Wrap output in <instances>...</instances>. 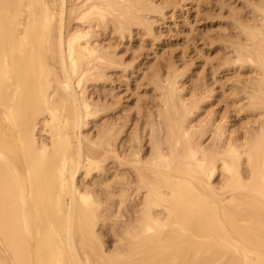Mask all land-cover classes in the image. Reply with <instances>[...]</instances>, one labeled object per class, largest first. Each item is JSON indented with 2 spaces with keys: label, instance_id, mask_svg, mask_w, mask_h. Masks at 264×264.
<instances>
[{
  "label": "bare ground",
  "instance_id": "bare-ground-1",
  "mask_svg": "<svg viewBox=\"0 0 264 264\" xmlns=\"http://www.w3.org/2000/svg\"><path fill=\"white\" fill-rule=\"evenodd\" d=\"M249 1L250 21L229 15L242 41L222 62L255 72L240 91L252 114L242 136H230L226 121L210 124L212 116L199 127L200 114L191 117L210 93L186 99L183 71L169 66L149 80L158 92L145 122L150 149L137 142L118 153L121 126L84 132L109 106L94 104L88 87L118 63L96 29L152 35L149 17L168 4L0 0V264H264V0ZM108 161L135 178L115 166L105 174ZM132 193L137 209L129 204L133 216L109 235L108 251L98 228L123 216Z\"/></svg>",
  "mask_w": 264,
  "mask_h": 264
},
{
  "label": "rangeland",
  "instance_id": "rangeland-1",
  "mask_svg": "<svg viewBox=\"0 0 264 264\" xmlns=\"http://www.w3.org/2000/svg\"><path fill=\"white\" fill-rule=\"evenodd\" d=\"M152 1L158 5L168 4V6L166 7L165 5L166 8L164 10V16L162 17L151 16V18L149 17L150 21L151 19L153 21L151 26L153 33L152 35L150 34L151 36L148 33H146V31L144 32L143 30L142 31L137 30V32H139L137 33L136 30L134 29L135 31L131 33L133 34L132 36L130 35L131 37L126 35L122 39V37L118 38V36L115 33H113V29H111L112 28L111 26H109L108 29L106 30L103 29L99 30L100 28H97L96 33L94 32L97 37V42L100 43V45L106 48V50H108L109 52L116 53L117 56L116 59L118 63L116 67L115 66L111 67L106 71L105 76L103 77V80H105L104 82H102L103 80L100 81L101 83L99 81L94 82L91 83L88 87L87 91L89 94V99L94 104L97 105L99 104L98 106H100V109L101 106L102 109H104L103 106H107V105L109 106H107L108 110L105 108L107 111L104 109L105 110L104 113H102L101 110L100 112L101 115L100 113L97 115L98 118H96L97 117L96 116L94 118L95 120L94 119L90 120V122L88 123L85 129L87 132L84 131L85 134H89L90 135V136L88 135L89 137L91 136L93 137L96 133L97 134L99 133L98 130H100V128H102L103 125L105 127L108 124H109L108 126H110V124H113L114 127H112L113 125L110 127L112 129L113 128L115 129V126L117 128V126L119 125L121 126L122 129L124 127V131L122 130L123 132L122 133L121 128L116 129L118 130V133H120L119 137L117 136L115 138L117 152L122 153L125 151V149L127 152L130 149H132L131 146L134 144H135L134 146L137 148L138 146H136L137 145L136 143L138 142L140 149L142 146L141 152L144 151L147 153L148 152L147 150L150 149L148 148L150 147V144H149V140L147 139V137L149 136V135L147 136V134H150V132L148 133V129L150 128L148 127L149 122L147 124L145 122L152 120L151 119L152 113L154 112V109L156 108L157 105L156 102L154 101L156 100L154 97L156 95L158 96V92L156 94L155 87L154 85H152L153 81L152 84H150L151 82L149 83V80L151 79L154 80L156 78V76H154L155 75L154 73H156L157 75L158 73L156 72L157 70L159 72L162 71L159 74L163 73L165 75L169 66L170 67L168 71L173 66H175L177 69L179 68V70L180 71L182 70L184 73L183 74L177 70L178 72L181 73V76H183L182 78L180 77L179 80L182 83L180 84L182 89L184 90L183 94L185 98L189 94H191L192 91L194 92L196 91L193 94L198 93L196 95L199 96L202 95V92L205 94V95L203 94L205 97H207L206 94L208 93H210L208 94V96L209 97L211 96V98L207 97L206 99L205 97L203 98L202 96L203 101L205 99V101L203 102L205 105L202 106L203 103L201 104L202 109H199L198 110L199 113L197 112V114L195 113L191 117L192 120L197 119L198 117L196 115L199 116L200 114V117L198 119L202 121L201 122L199 121L198 126L201 127L205 123L209 122L208 119L210 118V116H212L210 119L211 120L210 124H212V122L220 123L218 124V126H221V123L223 124V122L226 121L224 122L223 127L226 126V128L225 127L224 128L227 129V133H230L229 135L235 138L236 137L238 138V136L241 137L244 132L243 129L245 130L248 127V125H250V122H248L249 117L251 116L250 118H252V114H250V111H247L249 114H245L247 113L246 112L247 108L245 106L246 100L242 98L243 94L241 93L243 92L242 89L245 90V87H247L252 82V80L256 78L254 77L255 72L247 66H244L243 69H240L239 67L238 69L237 66L236 67L233 66L232 69V66L229 67L228 65H226L225 61L227 62L230 58H232V57L229 58V55L233 56L232 52L231 53L229 52V48H231L232 50L231 43L240 42V40L242 41V37L238 33L239 31L236 26V23L234 24L235 22L234 19L235 18L237 19V17L235 16L241 15L240 17L242 20L246 17L244 21H248V20L250 21L253 17L249 15L251 13L250 11L251 1L249 0H152ZM220 5L222 7L221 10L219 9L220 7L218 8V6ZM228 6L229 7L231 6L232 8L230 9ZM230 10H233V12H235L236 14L234 13L235 15L232 16L233 15L232 13L229 14ZM229 15L231 17H235L232 18L234 21L231 19ZM73 24L75 25V23ZM73 24L71 27H73ZM76 26L77 24L74 27L77 28L78 26L77 27ZM235 27L237 29V32L236 29H234ZM139 34L141 35L139 36ZM144 34L145 37L141 39L142 36H144ZM149 37H152L150 38L151 40H149ZM140 39L144 41L140 42ZM227 45L230 47H228ZM225 46H227V48ZM225 57H227L228 60H226ZM223 60H225L224 61L225 64L223 63L222 65ZM147 64L151 66L154 65L153 67H155L156 70L152 69L153 68L152 67L150 70L152 72L150 71L148 72V69L146 68ZM225 65L226 68L224 69ZM153 70H155V72ZM251 70L254 73L253 75L251 74L252 73ZM251 76H253L254 79L252 78L250 80ZM244 80L246 81V83ZM242 86H244V88ZM238 91L239 92L242 91V92L239 93ZM135 99L138 101V103L141 102L139 103L140 105L139 109L141 110L137 111L139 113L133 110L134 106L133 108L132 106H130L134 102H136ZM243 100L245 101L243 102ZM153 103H155L156 105ZM241 103L243 104L240 105ZM212 118L214 119V121L212 120ZM249 120L252 121L251 119ZM193 121L196 122V120ZM245 121L247 122V125ZM200 123L202 124L200 125ZM194 124L196 125V123ZM135 131H137L138 133H136ZM135 135L136 137L138 136L137 139ZM208 136L209 135L207 134L206 135L207 138L205 137L204 139L205 140L204 144L209 142ZM94 137H96V135ZM139 139L143 141L141 142L142 145ZM128 144L129 146H127ZM107 164H105L106 168L104 167L105 168L104 173L106 171L105 174L107 175L108 173L110 174V170L114 166L118 168V169L113 168L114 171L115 169L116 171H120V170L124 171L126 176H128L129 178L133 174V172L129 170V173L130 172L132 173L129 175L127 169L126 172V170L119 167L113 161H108ZM107 167H109V171ZM113 170H111V172ZM95 173L96 172H93V174L96 176H94L93 174L91 175V177L93 176L92 180L94 181L96 180L97 176L100 177L101 175V173L100 175L98 173L96 174ZM134 176L131 178L134 179L135 178ZM131 178L129 180H131ZM86 180H87V184H89L92 181L90 178H87ZM133 198L134 197L132 193L129 199L130 201L128 200L129 202L128 205L130 204L134 208L135 206H137L136 205L137 199L136 198L133 199ZM125 205H127V203ZM128 205L124 206L121 209V212H123L121 215L123 216L118 218L119 220L116 219L115 220L116 222L114 220L106 221L105 222L106 224L105 223L100 224L99 226L100 228H98V233L101 235L103 234L102 238L100 235V238L102 239L103 243L106 244L104 245L106 246L105 247L106 249L108 248L107 249L108 251L112 250L111 248H113V245L115 244V240L113 241L112 239L114 237L115 232L118 233L120 229L123 227L122 224L124 222V218L125 220H127L128 215L130 216L131 213H132L131 215L133 216V212L131 211L132 207ZM126 207L127 210L125 209ZM128 209H130V212H128ZM135 209H137V207H135L134 210ZM113 222L114 224H116V226H114ZM110 224H113L114 227L112 225L110 226ZM109 235L113 236L111 237L112 239L110 238Z\"/></svg>",
  "mask_w": 264,
  "mask_h": 264
}]
</instances>
